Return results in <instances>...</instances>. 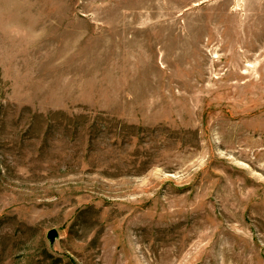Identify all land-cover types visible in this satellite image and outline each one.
Returning a JSON list of instances; mask_svg holds the SVG:
<instances>
[{
	"label": "rangeland",
	"instance_id": "obj_1",
	"mask_svg": "<svg viewBox=\"0 0 264 264\" xmlns=\"http://www.w3.org/2000/svg\"><path fill=\"white\" fill-rule=\"evenodd\" d=\"M0 264H264V0H0Z\"/></svg>",
	"mask_w": 264,
	"mask_h": 264
},
{
	"label": "water",
	"instance_id": "obj_2",
	"mask_svg": "<svg viewBox=\"0 0 264 264\" xmlns=\"http://www.w3.org/2000/svg\"><path fill=\"white\" fill-rule=\"evenodd\" d=\"M56 237H57V233H56V231L53 230V229L50 230V231L47 233V235H46V238H47V240H48V242H49L50 245L53 244V242H54V240H55Z\"/></svg>",
	"mask_w": 264,
	"mask_h": 264
}]
</instances>
